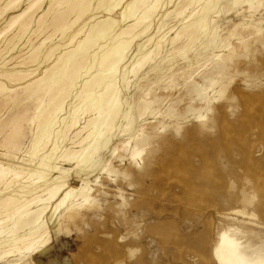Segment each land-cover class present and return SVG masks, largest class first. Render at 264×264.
<instances>
[{"label":"rangeland","instance_id":"rangeland-1","mask_svg":"<svg viewBox=\"0 0 264 264\" xmlns=\"http://www.w3.org/2000/svg\"><path fill=\"white\" fill-rule=\"evenodd\" d=\"M134 1L47 0L13 26L33 0L0 1V83L15 91H0L3 162L31 159L39 123L64 99L30 167L45 170L40 162L54 147L61 156L90 143H73L77 131L67 137L58 121L73 109L80 125L91 119L95 100H87L84 85L101 75V60L120 42L130 43L117 71L107 69L96 89L100 94L114 83L118 100L109 106L117 114L98 150L80 166L60 159L45 170L69 171L65 189L88 184L89 200L76 194L56 213L46 211L42 224H59L57 231L47 227L46 250L1 259L19 217L12 214L39 197L48 178L35 187L26 179L0 183V264H219L213 250L225 230L248 259H264V0H161L144 23L124 22ZM76 4L84 13L74 22ZM61 12L74 24L65 34L47 30ZM109 19L116 20L114 28L68 70V87L39 95L44 112H37L34 125L20 124V115L36 108L23 88L49 76L66 52ZM26 22L27 32L11 41ZM127 29L130 34L120 36ZM45 36L50 39L38 49ZM145 48L159 54L131 74ZM135 147L142 154L133 159ZM30 205L27 210L39 208L36 200Z\"/></svg>","mask_w":264,"mask_h":264},{"label":"bare ground","instance_id":"bare-ground-1","mask_svg":"<svg viewBox=\"0 0 264 264\" xmlns=\"http://www.w3.org/2000/svg\"><path fill=\"white\" fill-rule=\"evenodd\" d=\"M46 1L47 0H33V2L24 12L20 13L19 15L13 18L12 22L10 23V26L15 25L16 23L18 24V22L24 19V17L27 15V13L30 10H32L36 6H39L40 4L46 3ZM160 1L161 0H135L134 2L128 5V12L123 13V15L121 16L122 17L121 20H123L124 22H127V21H132L136 18L135 20H139V22L141 21L144 23L148 19L147 14L151 11V6L154 5L152 6V8L155 7V5L159 3ZM9 7H12L11 3H9L4 8L3 12L4 13L8 12ZM72 9L74 12V18L72 19H74V22H75L83 16L82 14L84 13V11H83V8L81 9V6L79 7V5L77 4ZM64 15H65V12H61L56 17H54L51 21H49L46 24L47 30L54 31L56 33L60 32L62 34H65V32L74 24V22L72 23V25L69 26L67 23L64 22L65 21ZM137 15L139 16L136 17ZM42 19L43 18L40 17V19L38 20V25L40 26V28H42V24H41ZM115 24H116L115 19L114 20H111V19L103 20L99 22L98 25L94 27V29L89 33V35L86 37L84 41L79 42L77 47L66 52L63 55L60 62L54 68L55 70H53V72H51L49 76L45 75L44 77H41L39 79L34 80L32 83H29L24 88L22 87L23 91L26 93V96H27L26 99L28 101L33 102L34 107L36 104V108H35V111H33L32 113L28 111H24V114L22 116L20 115V118L22 119H19L17 117L16 119L17 120L19 119L21 121L23 120L30 126L34 125L37 120V112L41 110L40 112L43 113L44 111H42V109L44 110L45 108V102H42L40 100L41 94L43 92H46L47 96H50L49 92L51 90L57 89L58 95H59L62 91H64L69 85L68 82L67 83L63 82L64 78L67 76L68 70L73 65H75V63H77L79 58L88 54L93 47H95L101 40H103L107 32L111 31V29L114 28ZM20 26L21 28H20L19 33H17L16 35H13L12 36L13 38L11 41L15 40V38L17 37H20L22 33H26L28 30L29 24L26 22V23L21 24ZM130 28L131 27H129V29ZM129 29L124 31L120 36H125L127 34H130L131 31H129ZM77 35L79 34H76V37ZM49 39L50 38H46L45 36L43 42L40 44L38 49L40 47H43V45ZM129 45H130L129 42H120L115 47L114 51H112L109 55L105 56L101 60L102 62L100 61L101 62L100 68L102 70L99 69L98 72H100L101 75L100 74L96 75L93 79H91V81H87L86 84L84 85V87L87 88L86 90L87 100L89 99L92 100V98L95 100V102L91 106L93 108V113H94L91 119H89L88 121L86 120L84 122V126L80 125V118L78 114L79 109H73V111L70 112V114L67 117H65L62 121L61 120L58 121V122H62L63 124L62 126L63 130L61 133L62 134L66 133L67 137L71 131L73 132V134L75 133V131H77L75 133L74 140H72L73 143H78L80 146L84 145L89 140H90V143H88L87 145H84L83 146L84 148L81 151H76V152L67 151L66 154L64 153L61 156H58L57 154L59 147H54L50 152H47L48 154H46V156L42 158V162H40V165H42L45 170L50 171L52 167V161L60 160V159L61 161H65V162L75 160V163H77L80 166L82 163L86 161L87 157L93 156L94 153L98 150V147H99L98 145H99L100 140L106 135L108 130L112 128V123L117 114V112L113 108H109V106L112 107L113 105L117 104L118 100H117V89H116L117 85H115L114 83H108L107 86L105 87L106 91L102 93L100 92V94L98 93L96 94V89H98V84L100 83V81H102L105 78L104 72H106L107 69L114 71V72L117 71L116 65L119 62L125 60V52L129 48ZM145 50L147 49L145 48ZM158 54H159V51H157V49L150 50V51L147 50V52L144 53L138 59L136 64L132 67V70L130 73L134 75L138 74L140 69L143 68V66L146 63L153 61L154 57L157 56ZM96 56L97 54H94V59ZM35 59H37V56L32 58L31 62H35ZM33 74H35V71L31 72V74H29L28 76H31ZM28 76H25V77H28ZM25 77L23 76L22 79H24ZM0 91L1 92L9 91L11 93L15 92L14 90H9L1 83H0ZM18 92L16 91V93H18L19 95L22 94L21 91L18 90ZM16 97L17 96L13 98L17 99ZM55 97H57V94L55 95ZM15 99H12V100H15ZM64 100L63 102H61L55 107V110L53 112L48 113V115L45 118H43L42 121L39 123L38 128H39L40 133L36 136V138L34 137L31 142V151L29 152V155H31L30 156L31 159L29 160L23 159L22 162H19L18 159H14V161H16L19 164L0 161V183L7 182L6 183L7 185L10 181H13V180H16V181L19 180V182H22V180L26 179L27 181L28 180L32 181V185L35 187V184H39L41 183L40 181L48 178L46 181L47 183L43 186H40L42 188L41 190L42 194L36 199L34 197L31 201L25 202L24 206L16 208L14 214H12V217L16 215H19V217H18L17 222L12 227V229H10V231L6 234V237L8 238V243L10 244H8L7 247H5V249L8 247H10L11 249L5 250L4 254H2L1 259L14 254L15 252L17 253L28 252L29 254H36V253L43 252L45 249H47L46 243L49 240V238L47 237L48 232L46 231L49 223L42 224L46 211L50 209L51 211H54L56 213L73 196H76V194L81 195V196L84 195L83 198L85 202L89 200V196L85 194V191L88 189V184H85L79 190H76L74 188L70 189L69 187L65 189V187L68 184L67 183L68 176L66 172L68 173L69 171L63 172L61 171L60 167H58L59 174L56 175L53 173H49L48 171H45V170H40L41 168L35 169V168L30 167V166H34L33 163H35V161L38 159V154L41 152L43 146L46 144L45 139L50 138V135H48L50 125L52 124L53 120L57 118L58 113L64 108ZM87 110L89 111V108H87ZM6 121L10 123L9 119H6ZM23 121L20 124H23ZM4 124L5 122L3 123V125ZM16 124H19V123L16 122ZM21 126L18 125L17 129H20ZM84 132H86L87 134V137L85 138H83L82 136ZM18 133H20V130ZM19 148H20V145H19ZM141 154L142 152L138 148L135 147L132 157L133 159H136L140 157ZM37 174H41L43 175V177L40 176V178H36L35 176ZM7 177H10V179L7 180L8 179ZM57 198L59 202H56V201L54 202V200H56ZM35 200L37 201V204H39L38 205L39 208L35 211L27 210L30 206H32L30 204ZM50 221H51V218H50ZM57 226H59V224L55 225L53 223L52 225H49L48 228L51 230L57 231L58 230ZM213 256L219 264H264V259H253V258L248 259L246 257L244 250L241 248L240 244L237 242L235 238H233L230 235V230L219 232L218 241L213 250Z\"/></svg>","mask_w":264,"mask_h":264},{"label":"crops","instance_id":"crops-1","mask_svg":"<svg viewBox=\"0 0 264 264\" xmlns=\"http://www.w3.org/2000/svg\"><path fill=\"white\" fill-rule=\"evenodd\" d=\"M46 250V249H45Z\"/></svg>","mask_w":264,"mask_h":264}]
</instances>
